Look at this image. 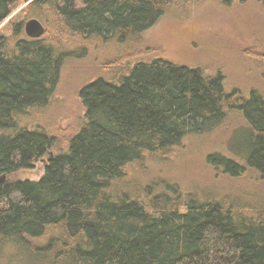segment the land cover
<instances>
[{"label":"trees","instance_id":"obj_1","mask_svg":"<svg viewBox=\"0 0 264 264\" xmlns=\"http://www.w3.org/2000/svg\"><path fill=\"white\" fill-rule=\"evenodd\" d=\"M24 1L0 0V23ZM176 1L32 0L25 12L43 21L44 34L28 36L24 18L0 32V242L13 243L23 263L264 264V210L201 197L164 178L126 180L129 165L213 131L229 108L242 113L243 136L208 162L232 177L251 169L264 178L258 91L246 98L226 89L222 73L138 59L117 78L82 85L84 120L66 147L19 119L49 104L68 57L85 56L94 40L140 36ZM46 155L39 179L16 175Z\"/></svg>","mask_w":264,"mask_h":264},{"label":"rangeland","instance_id":"obj_2","mask_svg":"<svg viewBox=\"0 0 264 264\" xmlns=\"http://www.w3.org/2000/svg\"><path fill=\"white\" fill-rule=\"evenodd\" d=\"M31 1L25 0L2 21L0 32L10 34L12 19L24 18L25 24L35 17L25 12ZM160 57L199 66L208 75L222 73L226 89L238 88L246 98L253 91L264 95V0H178L140 36L123 42L117 38L110 42L94 40L85 56L66 59L49 104L30 107L19 119L28 126H43L64 148L84 120L85 108L79 97L84 83L100 75L117 78L138 59ZM245 123L241 112L229 108L227 117L213 131L190 134L167 155L147 154L142 162L129 165L126 180L139 185L164 178L201 197L233 200L246 211L255 208L261 212L264 178L259 172L248 169L232 177L216 170L207 159L212 152L230 154L243 136ZM53 154L54 150L48 152V156ZM48 156L16 175L39 179ZM24 259L13 243L0 242V264H25Z\"/></svg>","mask_w":264,"mask_h":264},{"label":"water","instance_id":"obj_3","mask_svg":"<svg viewBox=\"0 0 264 264\" xmlns=\"http://www.w3.org/2000/svg\"><path fill=\"white\" fill-rule=\"evenodd\" d=\"M25 33L32 37V38H38L41 37L46 27L44 23L37 17H32L28 19L24 24ZM5 179V175L2 176L1 180Z\"/></svg>","mask_w":264,"mask_h":264}]
</instances>
